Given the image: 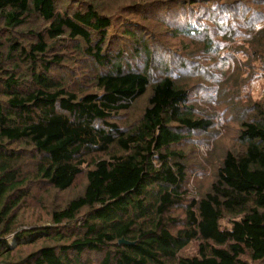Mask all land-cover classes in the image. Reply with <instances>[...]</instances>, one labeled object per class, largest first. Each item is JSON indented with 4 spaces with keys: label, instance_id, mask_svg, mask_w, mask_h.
Listing matches in <instances>:
<instances>
[{
    "label": "trees",
    "instance_id": "16d2710c",
    "mask_svg": "<svg viewBox=\"0 0 264 264\" xmlns=\"http://www.w3.org/2000/svg\"><path fill=\"white\" fill-rule=\"evenodd\" d=\"M259 80L264 0H0V264H264Z\"/></svg>",
    "mask_w": 264,
    "mask_h": 264
},
{
    "label": "rangeland",
    "instance_id": "374dc122",
    "mask_svg": "<svg viewBox=\"0 0 264 264\" xmlns=\"http://www.w3.org/2000/svg\"><path fill=\"white\" fill-rule=\"evenodd\" d=\"M244 63H247V60L244 58L242 59ZM264 90V80H259L257 82H255L251 87L247 88L246 92H253V96L257 99V98H260L261 95H262V92ZM218 131H221V127H217L216 128ZM223 134V133H222ZM205 139V138H203ZM219 139V138H216L215 140L211 141L212 143L209 145V147H206L204 145H199V151L202 153V154H205L206 152H210L212 151V146H213V143H215V141ZM221 143V141H220ZM68 191V192H65V193H57V192H54L52 191L49 199L50 200H53L52 195L61 199V200H66L67 198H69L72 193ZM48 198L47 199H40V200H36L34 203H35V207L33 208V211H36L38 212V214L36 215V217H34V219L36 218H39V217H42L44 219V222H47L49 220V217H46L44 218V216L41 214V210H42V207L43 205L49 200ZM9 243L10 245L13 247L15 246V242H16V239H14V237H10L9 239ZM198 244L194 243L192 244L189 248H186V249H183L181 252H180V257H183V258H193V257H196L198 256Z\"/></svg>",
    "mask_w": 264,
    "mask_h": 264
},
{
    "label": "water",
    "instance_id": "95a60500",
    "mask_svg": "<svg viewBox=\"0 0 264 264\" xmlns=\"http://www.w3.org/2000/svg\"><path fill=\"white\" fill-rule=\"evenodd\" d=\"M120 243L123 244V243H125V242H124V241H121Z\"/></svg>",
    "mask_w": 264,
    "mask_h": 264
}]
</instances>
